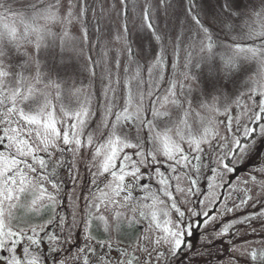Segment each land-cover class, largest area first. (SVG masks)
I'll use <instances>...</instances> for the list:
<instances>
[{
	"label": "snow or ice",
	"instance_id": "6c2138e0",
	"mask_svg": "<svg viewBox=\"0 0 264 264\" xmlns=\"http://www.w3.org/2000/svg\"><path fill=\"white\" fill-rule=\"evenodd\" d=\"M104 19L0 0V264H212L233 237L226 264H264V165L233 183L264 141V0H119Z\"/></svg>",
	"mask_w": 264,
	"mask_h": 264
},
{
	"label": "rangeland",
	"instance_id": "374dc122",
	"mask_svg": "<svg viewBox=\"0 0 264 264\" xmlns=\"http://www.w3.org/2000/svg\"><path fill=\"white\" fill-rule=\"evenodd\" d=\"M22 2H24V0H22ZM88 2L91 4V3H93V0H88ZM94 2L97 6H101V5L103 6L104 15H105V19L103 21L104 23L108 22V14L111 11V5L113 3H115L117 5V10L119 9V0H94ZM140 2L143 3L144 0H140ZM111 19L114 23L122 24V22L116 17L115 12H112ZM161 19H162V17H161ZM139 23H140L139 18H137L135 16L129 18L128 27L133 32V39H135V37L137 35L136 28L139 25ZM161 27L163 28V24H161ZM69 31H70L71 35L79 36V25L77 23L73 22V24L69 26ZM174 31L175 30L173 28L168 29V33H169V35L167 37L168 39H171L173 37ZM114 46L119 47L120 45H114ZM144 46H145V49H150L153 46L158 48V45H156V42L154 39L152 40L151 45H150L147 38H145ZM182 55H183V53H182ZM46 62L51 66L57 65L59 63V49H55L53 51V53L50 54L46 58ZM207 76H208V72L205 69L204 70V77H207ZM193 86H194V88L199 87V85H197L195 83ZM244 163L248 164L249 161L248 162L245 161ZM242 165L239 166L242 170L239 171L237 174H235L236 179L233 180V183H236L237 181H239L241 179H250V177L252 175H256L257 178H260L262 174L259 172L258 169L261 165H264V150L261 153V157H259V159L256 160V162L251 161V164L248 165L249 168L244 169V168H242ZM249 186L253 188L254 193L264 191V189H261L259 185H249ZM244 211L250 212V211H252V209L247 208ZM236 214L239 215L241 213L237 212ZM229 219H231V216H226L223 218V221H219L218 223L226 222ZM211 228H212L211 224L207 228H205L203 225H200V227L197 228L196 225H194L193 226V234L190 237H188V242L190 244L194 245L195 248H197V249L201 248L202 247V235H201V233L205 232V231H209V230H211ZM248 239L251 242H253L254 245L258 244V242L260 240H264V230L258 228L256 233H254V234L249 233ZM232 242L233 243H230V241L228 239H224L222 243L217 242L215 244V246L212 248V252H213L212 264H226V261L232 256H235L238 259H244L242 257H239V253L233 252V245L235 247H240L241 245H243L244 240L240 239L239 237H233ZM217 255L219 257H221V259H217ZM183 264H189V262L188 263L184 262Z\"/></svg>",
	"mask_w": 264,
	"mask_h": 264
},
{
	"label": "trees",
	"instance_id": "16d2710c",
	"mask_svg": "<svg viewBox=\"0 0 264 264\" xmlns=\"http://www.w3.org/2000/svg\"><path fill=\"white\" fill-rule=\"evenodd\" d=\"M263 150H264V142L262 141V142H260V143H258L257 144V149H256V152H254L253 154H252V157L248 160L249 161V163L247 164H243L242 165V168H244V169H247V168H249V164H251V161H253V162H256V160H258L259 159V157H261V153L263 152ZM248 161H246V162H248ZM244 166V167H243ZM251 166V165H250ZM243 169V170H244ZM185 260V261H184ZM188 263L189 262V259L188 258H183V257H177L176 258V264H183V263Z\"/></svg>",
	"mask_w": 264,
	"mask_h": 264
}]
</instances>
